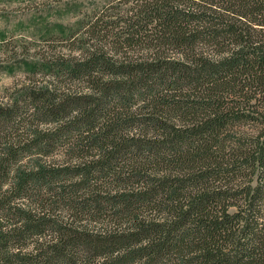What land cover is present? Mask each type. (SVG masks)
I'll list each match as a JSON object with an SVG mask.
<instances>
[{
    "label": "trees",
    "instance_id": "obj_1",
    "mask_svg": "<svg viewBox=\"0 0 264 264\" xmlns=\"http://www.w3.org/2000/svg\"><path fill=\"white\" fill-rule=\"evenodd\" d=\"M61 37L0 103V264H264V0H114Z\"/></svg>",
    "mask_w": 264,
    "mask_h": 264
},
{
    "label": "rangeland",
    "instance_id": "obj_2",
    "mask_svg": "<svg viewBox=\"0 0 264 264\" xmlns=\"http://www.w3.org/2000/svg\"><path fill=\"white\" fill-rule=\"evenodd\" d=\"M114 0H0V103L40 83L29 70L69 44L61 34ZM39 80V81H38ZM49 80L45 78V81ZM33 84V85H31Z\"/></svg>",
    "mask_w": 264,
    "mask_h": 264
}]
</instances>
